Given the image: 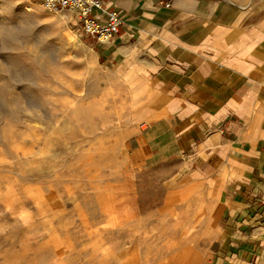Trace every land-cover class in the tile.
<instances>
[{"label":"crops","instance_id":"obj_1","mask_svg":"<svg viewBox=\"0 0 264 264\" xmlns=\"http://www.w3.org/2000/svg\"><path fill=\"white\" fill-rule=\"evenodd\" d=\"M101 1L123 23L86 42L165 239L148 264H264V0Z\"/></svg>","mask_w":264,"mask_h":264},{"label":"rangeland","instance_id":"obj_2","mask_svg":"<svg viewBox=\"0 0 264 264\" xmlns=\"http://www.w3.org/2000/svg\"><path fill=\"white\" fill-rule=\"evenodd\" d=\"M87 37L73 11L0 0V264H148L162 252Z\"/></svg>","mask_w":264,"mask_h":264},{"label":"built area","instance_id":"obj_3","mask_svg":"<svg viewBox=\"0 0 264 264\" xmlns=\"http://www.w3.org/2000/svg\"><path fill=\"white\" fill-rule=\"evenodd\" d=\"M51 11L69 10L77 15L84 34L97 42L112 40L118 33L123 16L119 11L106 9L101 0H31ZM172 0H166L169 6Z\"/></svg>","mask_w":264,"mask_h":264},{"label":"bare ground","instance_id":"obj_4","mask_svg":"<svg viewBox=\"0 0 264 264\" xmlns=\"http://www.w3.org/2000/svg\"><path fill=\"white\" fill-rule=\"evenodd\" d=\"M31 9L30 8H27V11H30Z\"/></svg>","mask_w":264,"mask_h":264}]
</instances>
